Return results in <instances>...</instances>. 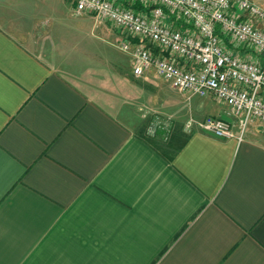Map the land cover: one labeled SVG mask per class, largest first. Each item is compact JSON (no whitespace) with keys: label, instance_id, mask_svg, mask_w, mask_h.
Here are the masks:
<instances>
[{"label":"crops","instance_id":"1","mask_svg":"<svg viewBox=\"0 0 264 264\" xmlns=\"http://www.w3.org/2000/svg\"><path fill=\"white\" fill-rule=\"evenodd\" d=\"M74 7L0 0V264H264V128L151 144L136 109L67 75L100 74L91 56L108 62L124 36ZM63 25L96 51L59 43ZM79 45L91 61L78 69Z\"/></svg>","mask_w":264,"mask_h":264},{"label":"built area","instance_id":"2","mask_svg":"<svg viewBox=\"0 0 264 264\" xmlns=\"http://www.w3.org/2000/svg\"><path fill=\"white\" fill-rule=\"evenodd\" d=\"M124 34L132 73L149 70L182 92L210 93L233 119L207 117L197 128L242 139L264 128V7L254 0H70ZM244 53L241 55L239 51ZM238 126L239 132L235 131Z\"/></svg>","mask_w":264,"mask_h":264},{"label":"rangeland","instance_id":"3","mask_svg":"<svg viewBox=\"0 0 264 264\" xmlns=\"http://www.w3.org/2000/svg\"><path fill=\"white\" fill-rule=\"evenodd\" d=\"M71 22L66 21L67 25L77 26L81 34H92V20L83 19L78 16L71 17ZM105 23V22H104ZM107 24V23H106ZM109 24V23H108ZM63 25V31L66 34H58L59 43L66 48L70 44L72 48L73 41H78L77 36H81L83 45L90 50L96 51L95 41L85 39L81 34H75L70 27ZM110 25V24H109ZM111 31H116L111 25ZM94 32V30H93ZM95 33V32H94ZM119 42H114L109 51L108 62L98 63L99 58L91 56L92 68L96 69L97 65L102 67L100 74H85L78 70L66 68L67 75L84 89L89 90L91 81L98 82L103 88L104 94L108 95L107 105L117 107V98L125 102L128 106L134 108L143 117V122L139 126V131L144 136H149L159 146L166 148L167 143L177 134L189 133L197 128V122L207 117H218L215 114L214 107L218 110L225 108L216 95H191L187 92L179 91L173 88L169 82L158 77L154 70H149L141 76L131 73L133 58L131 54L119 47ZM82 45H79L74 56L76 58L74 67L81 68L90 63V56L83 57ZM125 62L122 63V62ZM98 63V64H97ZM100 75V76H99ZM100 77V78H98ZM99 81H103L102 83ZM117 96L116 98H114ZM121 102V101H119ZM122 103V102H121ZM222 104V105H221ZM113 107V109H114ZM227 108V107H226ZM225 108V109H226ZM224 109V110H225ZM221 114V113H220Z\"/></svg>","mask_w":264,"mask_h":264},{"label":"trees","instance_id":"4","mask_svg":"<svg viewBox=\"0 0 264 264\" xmlns=\"http://www.w3.org/2000/svg\"><path fill=\"white\" fill-rule=\"evenodd\" d=\"M142 137L145 139V140H147L148 142H150L151 144L153 143V141H152V139L149 137V136H144V135H142ZM176 149H178V148H176ZM169 150V149H167V150H165L166 151V153H168V154H174L177 150Z\"/></svg>","mask_w":264,"mask_h":264}]
</instances>
